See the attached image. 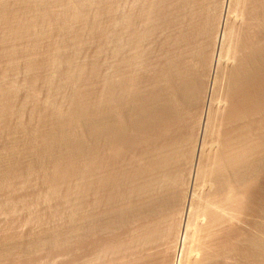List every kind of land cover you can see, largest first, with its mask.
<instances>
[{"label":"bare ground","instance_id":"bare-ground-1","mask_svg":"<svg viewBox=\"0 0 264 264\" xmlns=\"http://www.w3.org/2000/svg\"><path fill=\"white\" fill-rule=\"evenodd\" d=\"M1 198L0 264H264V0H0Z\"/></svg>","mask_w":264,"mask_h":264},{"label":"rangeland","instance_id":"rangeland-1","mask_svg":"<svg viewBox=\"0 0 264 264\" xmlns=\"http://www.w3.org/2000/svg\"><path fill=\"white\" fill-rule=\"evenodd\" d=\"M124 6L126 7V5H123V7ZM102 62H103V60H102ZM102 68L105 70V67L104 66H102ZM103 69L101 70L102 72H104ZM2 199L3 198L0 199L1 200L0 202L1 203L4 202V201H2ZM6 205H7V203H6ZM6 205L4 203V205L3 204L1 205L2 207L0 206V233H1L2 230L7 229L9 227H13V229H15V232H17L18 234L26 233L27 230L29 231L31 229V225H33V224L28 223V221H27L28 216L26 217L27 212L24 211V210H22V209L20 210L21 211L20 212L19 211L20 208H18L17 211H16V209H14V212H13L12 210L10 211L8 209V205L7 206ZM257 218L259 220L260 219L261 220H264V218L261 217V215L258 216ZM10 224H12V225H10ZM28 224H30V225H28ZM65 255L66 256L67 255L70 256L69 253L66 254V252H63V251H60L58 253V250L57 251H51V252H48V253H46V252H38V254L36 253V255L35 254L32 255L31 256L32 258L31 257L19 258L20 260L17 259L18 261L16 259H13V260L12 259L11 260L9 259V260H5L3 264H61L64 261H65L64 262V264H65L67 258L68 259L70 258V257H66ZM63 256L66 257V260H64L65 258H63Z\"/></svg>","mask_w":264,"mask_h":264}]
</instances>
